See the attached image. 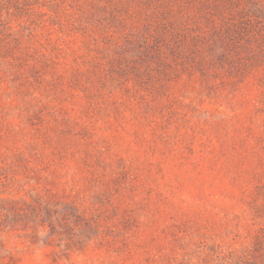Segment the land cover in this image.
Listing matches in <instances>:
<instances>
[{"label":"rangeland","instance_id":"1","mask_svg":"<svg viewBox=\"0 0 264 264\" xmlns=\"http://www.w3.org/2000/svg\"><path fill=\"white\" fill-rule=\"evenodd\" d=\"M0 264H264V0H0Z\"/></svg>","mask_w":264,"mask_h":264}]
</instances>
